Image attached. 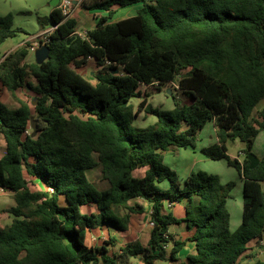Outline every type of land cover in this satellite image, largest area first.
Instances as JSON below:
<instances>
[{
    "label": "trees",
    "instance_id": "obj_1",
    "mask_svg": "<svg viewBox=\"0 0 264 264\" xmlns=\"http://www.w3.org/2000/svg\"><path fill=\"white\" fill-rule=\"evenodd\" d=\"M139 4L136 16L111 22ZM82 7L107 13L94 15L98 22L86 39L75 35L77 17L66 19L58 6L39 19L42 32L56 27L48 60L28 63V43L0 64V84L12 96L25 88L35 94L33 109L25 102L11 109L0 94L6 144L0 189L15 201L0 211V264L179 263L188 242L195 254L181 264H264L248 255L252 243L260 249L264 240V158L252 170L248 157L241 162L228 155L235 140L251 154L264 131V0H97ZM22 33L28 34L14 27L12 14L0 17V45ZM89 61L97 69L95 83L78 71ZM175 82L190 104L165 110L141 91ZM136 98L142 100L137 110ZM143 112L157 121L135 127ZM33 120L35 138L33 130L26 134ZM209 123L218 141L201 154L226 160L244 182L242 223L235 232L228 202L236 183L204 171L180 182L164 160L173 148L197 149ZM96 168L109 185L105 190L88 176ZM38 182L45 189L35 190ZM139 201L152 206L147 245L130 243L119 254L109 242L87 245L88 233L97 229L127 231L130 215L122 210L142 212L139 204L130 205ZM183 202L184 219L167 211L168 204ZM182 223L192 235L175 241L170 228Z\"/></svg>",
    "mask_w": 264,
    "mask_h": 264
},
{
    "label": "rangeland",
    "instance_id": "obj_2",
    "mask_svg": "<svg viewBox=\"0 0 264 264\" xmlns=\"http://www.w3.org/2000/svg\"><path fill=\"white\" fill-rule=\"evenodd\" d=\"M6 3V10L0 9V17H3L7 14H12L14 16V22L21 29L25 30L28 34L22 33L19 34L16 38L12 39V45L17 49L23 46H33L36 43H39L44 36L39 37L41 33L37 36L33 37L28 43H24L30 38V34H33L34 28L40 29L39 19L44 18V12L49 9L50 0H0ZM89 2V1H88ZM140 6V5H136ZM23 11L22 13H17L18 11ZM19 14V16H18ZM91 18L86 19V31L87 28H90ZM95 28V27H94ZM37 34V33H36ZM24 43V44H23ZM23 44V45H22ZM22 45V46H21ZM30 57L27 59L28 63H33L36 61L35 53L30 51ZM79 73L84 76L91 83H95V73L97 71L96 66L93 61H89L88 64L80 69H78ZM160 89V91H159ZM142 93H148L149 98L148 102L152 104L154 107H159L165 110L173 109L175 103L178 102L181 105L190 104L191 100L185 96L183 93L177 90V82L167 84V85H155L153 87H141ZM0 94L1 99L9 108H19L21 106V102H25L29 104V106L34 108L35 94L29 89H21L16 93V97L12 96L7 89L1 86L0 84ZM141 98H136L133 101L135 109H138L139 104L141 103ZM157 118L154 116L146 117L145 113H141L135 120L134 126L139 128H146L150 125L155 124ZM32 128L30 127V132H32ZM215 142V131L213 125L209 123L202 131L199 133V141L198 147L199 149H178L173 148L170 151L164 153L165 163L174 171L177 172L179 176L180 182L184 180V176H187L190 172L204 171L209 174L218 175L224 184L229 182H235L236 187L233 191V198H231L228 202V209L232 217V231L235 232L241 223L242 213H243V204H244V187L242 179L239 176V173L236 169L230 167L226 160L214 161L206 158L200 152L201 146L209 147L214 145ZM247 144L241 142L240 140H235L228 144V155L232 159H238L243 162L248 155L246 154ZM4 149L1 151V155L4 154ZM252 153L255 154L259 159L264 158V131L260 133L256 142L254 144ZM200 160V162H197ZM197 162V163H196ZM137 176L143 175V171H138L136 173ZM90 180L97 186L100 190H105L109 187L108 183L101 179V171L99 168H96L88 173ZM162 187H164L162 185ZM45 187L42 183L38 182L35 190H43ZM62 205L66 204L65 199H62ZM182 205L185 202L181 203ZM15 205L13 194L0 189V211L9 209ZM133 205V204H132ZM146 206L149 209V204L146 203ZM134 207V205L132 206ZM84 213H87L89 210L86 208L83 209ZM140 209H136L135 212H139ZM150 211V210H149ZM149 214V213H146ZM126 215H130V223L128 226V230L122 234L120 240L123 245L120 249L124 248L125 243L128 240L131 241H144V244L147 242V237L149 233V229L152 226L150 217H147L145 214L142 216L137 213L131 214V212H126ZM134 215V216H133ZM12 216H10L7 220H4L2 224L4 226L9 225L12 221ZM131 233V235L129 234ZM181 233H184V230L181 229ZM108 233L100 232L95 234L96 244L103 243L108 237ZM104 236V237H103ZM102 237L101 239H99ZM185 237V235H184ZM139 238V239H138ZM110 243L112 241L106 240ZM125 242V243H124ZM90 241L88 242V245ZM142 243V242H141ZM260 249H251L252 253H248V255L254 254L256 259H261L264 261V240L260 242ZM118 245H112L111 250L115 251L119 254V251L116 249ZM132 264H141V262L137 260H133ZM155 264H169V262L165 261H157Z\"/></svg>",
    "mask_w": 264,
    "mask_h": 264
},
{
    "label": "crops",
    "instance_id": "obj_3",
    "mask_svg": "<svg viewBox=\"0 0 264 264\" xmlns=\"http://www.w3.org/2000/svg\"><path fill=\"white\" fill-rule=\"evenodd\" d=\"M53 1L54 0H50V3L48 4L49 5V9L44 12V18L50 17L51 13L56 8V7L53 6ZM83 1H86V2H88V1L89 2H94V1H97V0H74L73 1L74 2V16L77 17V21H78V26H77V29L76 30L79 31V32H81V33H86L89 30L94 29V27H96V25H97L98 20L95 19V17H94L95 14H100L102 16H107V13L99 12V11L90 12V11L85 10L82 7V2ZM139 5L140 6H136L135 5V6H130L128 8H125V9L120 10L119 12L116 13V15L114 16L113 20H111V22L112 21H116V20H122V19H125V18H130V17L136 16L137 13L139 12V10L142 9V4H139ZM0 9H2L3 11L6 10V3L4 1H0ZM17 11H18L17 13H22L23 12V11H20V10H17ZM7 15H5V16H7ZM18 16H19V14H18ZM89 18H91V22H90L91 24H90V28H87L88 31H86V19H89ZM51 26L52 25L48 26L47 29L50 28ZM14 27L15 28H20L19 26H17V24H15V22H14ZM41 32H42V30L37 29V28H34V30L32 32L33 34H30V38L27 41H25L24 43H28L33 37L37 36ZM11 40L12 39L6 41L3 45H1V52L2 53H8L10 55L15 50L19 49V48L16 49L12 45V43H11L12 41ZM13 109H17V108H13ZM211 124L213 125V123H211ZM213 128H214V125H213ZM214 131H215V128H214ZM217 141H218V139H217L216 132H215V142L217 143ZM201 148H204V146H201ZM3 149H4V151L6 150V144H5V141H4L3 137L0 135V159L5 154L4 153V154L1 155V151ZM198 149H199V147H198ZM197 162H200V160H198ZM190 174H191V172L189 174H187V176H184V180ZM242 182H243V180H242ZM163 186H164V188L167 189V188H169L170 185H169L168 182H165V183H163ZM243 187H244V182H243ZM146 203L147 202H145V201L132 202L130 204L131 206H133V205L135 206L136 204H139L140 206L143 207V211L142 212L141 211H139V212H133L131 214L137 213L140 216L141 215L143 216L145 214L147 217H150L151 216V213H152V206L148 203L149 206H150L149 209H148V207L146 206ZM91 211H95V209L90 210V212ZM167 211L168 212H172L173 215H175L179 219H184L186 217L185 204H183V205L182 204H176V205L168 204L167 205ZM126 212H129V211L128 210H122V215L125 216L126 215ZM146 213H149V214H146ZM242 215H243V213H242ZM241 223H242V220H241ZM241 223H240V225H241ZM150 228L151 229H149V233H148V237H147L146 244H144V241H141L143 245H147L149 243V241H150V236H151V232H152L153 226H151ZM181 229L184 230V233L183 234L181 233ZM231 230H232V217H231ZM100 232L108 233L107 234L108 237L107 236L106 237L103 236L104 238H106L104 240V242L102 244L101 243L96 244L95 242H96L97 238H95V234L96 233H100ZM125 232H119V231H116V230H113V229H109V228L97 229L95 231H92V232H89L88 233V235H87V245H88V242L89 241H90V243H89L90 245H88V246H100V245H103V244L107 243L108 241H106V240H109V241H113L114 240V242H112V245L113 246L115 244L118 245V248H116V249L118 251L120 250L119 251V253H120L121 252V249L120 248L123 247L120 238H121L122 234H124ZM129 234L131 235V233H129ZM170 234L173 236V239L175 241H178V240H186V239H188L192 235V232H190L187 223H182L181 225H173L170 228ZM184 235H185V237H184ZM101 238L102 237H100L99 239H101ZM135 241L128 240L126 243L124 242L125 243L124 246H126V245H128L130 243H134ZM250 246H251L250 248H252V249L256 247V245L254 243H252ZM111 252L116 253L115 251H112V250H111ZM193 254H195V244L192 243V242H188L186 244V246L182 249V251L178 254V258H179L180 262L179 263L169 262V264H181V263H184V262H186L187 257L189 255H193ZM131 262H133V260Z\"/></svg>",
    "mask_w": 264,
    "mask_h": 264
},
{
    "label": "built area",
    "instance_id": "obj_4",
    "mask_svg": "<svg viewBox=\"0 0 264 264\" xmlns=\"http://www.w3.org/2000/svg\"><path fill=\"white\" fill-rule=\"evenodd\" d=\"M74 0H60V4H59V9L62 11L63 15L66 17V19L70 18L72 15H74ZM56 27H52L44 32H42L40 35H38L39 37L44 36V38L39 42L34 44L33 46H31L29 48V50L32 53H35L39 48H41L42 46H48V42H49V36L52 34V32L54 31ZM75 35L82 38V39H86L87 36V32L86 33H81L79 31L76 30ZM9 56L8 53H2L1 52V45H0V64ZM26 134H30V129L28 131H26ZM153 226V224H151Z\"/></svg>",
    "mask_w": 264,
    "mask_h": 264
},
{
    "label": "water",
    "instance_id": "obj_5",
    "mask_svg": "<svg viewBox=\"0 0 264 264\" xmlns=\"http://www.w3.org/2000/svg\"><path fill=\"white\" fill-rule=\"evenodd\" d=\"M60 3V0H54L53 1V6L57 7ZM50 57V48L49 46H42L35 52V59L37 64H43L45 63ZM31 128L33 129V135L32 137L35 138L38 134V127H37V122L32 121L31 122ZM248 159L251 163L250 169L254 170L257 168L260 164V159L253 153L248 155Z\"/></svg>",
    "mask_w": 264,
    "mask_h": 264
}]
</instances>
